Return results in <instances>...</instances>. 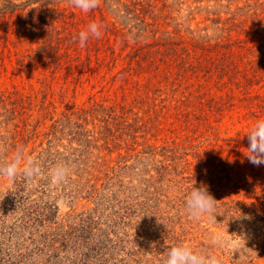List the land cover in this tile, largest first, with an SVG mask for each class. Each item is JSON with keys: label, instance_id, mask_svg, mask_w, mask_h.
Listing matches in <instances>:
<instances>
[{"label": "rangeland", "instance_id": "1", "mask_svg": "<svg viewBox=\"0 0 264 264\" xmlns=\"http://www.w3.org/2000/svg\"><path fill=\"white\" fill-rule=\"evenodd\" d=\"M4 6L15 12L5 14L10 42L0 37V165L21 154V166L14 179L0 176V264H68L75 249L90 255L79 264H163L178 244L219 264H264V165L244 155L246 134L264 119V81L251 88L259 96L252 105L233 89V106L204 122L199 112L180 115L168 92L159 96L167 87L160 78L119 79L125 61L83 71L77 64L52 78L45 57L31 66L26 57L46 38L15 39L20 23L30 31L28 19L46 18L53 40L96 22L101 36L91 39L102 50L124 57L140 47L157 59L169 43H225L230 34L229 55L243 70L264 59V38L254 34L264 32V0H101L88 13L69 0H0ZM59 14L74 21L72 30ZM226 19L236 26L230 33L217 24ZM5 25L0 18V35ZM29 160L38 175L25 174ZM58 164L69 170L59 183L51 177ZM193 185L217 200L211 217L188 213Z\"/></svg>", "mask_w": 264, "mask_h": 264}, {"label": "trees", "instance_id": "2", "mask_svg": "<svg viewBox=\"0 0 264 264\" xmlns=\"http://www.w3.org/2000/svg\"><path fill=\"white\" fill-rule=\"evenodd\" d=\"M9 7L4 6L0 9V18L4 20V24L6 23L4 34L0 35V37L5 43L10 42L8 33L12 23V20H6L5 14L8 11L10 17H12L15 12L14 9L11 10ZM59 17V20H62L64 23L63 27L70 26L71 30L73 29L74 21L70 20L71 18L69 19L63 14H59ZM55 19L57 18L55 17ZM26 21L31 23L30 31H26L25 23H20L16 26L15 39L20 41L24 38V41H26L27 37L41 40L43 37L46 38L43 41L46 44L41 45L34 51L29 50L26 57L29 59L28 66L33 65L32 62L45 57L42 60V65L52 78L57 74H68V71H71L73 74L74 70L78 67L77 64L80 65L81 71H83L91 63L96 64L97 67L110 69L114 68L118 60L125 61L124 65L126 64V66L122 67L117 73L119 79L126 83L133 76L145 73L150 76V79L160 78L159 83H164V86L166 85L167 87L163 92L157 90L159 96L162 93L166 94L168 92L172 96L174 108L178 111L186 112L179 113L180 115L189 116L191 113L199 112L200 115L204 116V122L209 120L210 116L216 115L215 113H222L225 108L229 109L233 106L231 104L234 98L233 89L242 94V98L239 100L251 102L249 103L250 105H252L253 99H259V96L251 95V88L253 85H258V83L264 81V59L249 61L246 67L241 70L240 64L237 61H232L229 55L232 44H235L230 40V34L225 43L216 42L215 44L208 43L201 45V41H196L189 43L187 46H184L182 43H169L165 51L157 59L150 52H142V48L140 47L131 48L122 57V54L117 53L109 45L105 50H102L97 45L98 39L93 41L90 38L83 48L80 47L79 32L77 30L78 33L69 31L64 36H60L62 33H55L54 40L53 36L47 38L46 33L48 30L44 31L43 29L49 27V22L44 17L38 20L28 19ZM52 22H55V20H52ZM217 24H222L223 28L220 30L228 33L234 31L236 28L230 19H226L222 23L218 22ZM260 29V26L256 27L254 34L258 35L259 41H263L264 32ZM252 39L253 37L249 35L247 41H252ZM258 43L260 42L252 44L249 48L245 47L248 51H252L255 46L260 47ZM237 44H240V42H237ZM122 45L124 48L127 47L126 42H122ZM81 50L85 51L84 58L81 57ZM198 52L200 53L198 54ZM257 77L258 82L254 84ZM210 81L213 82L212 85ZM210 85L220 93L223 91L227 92L224 93V96L221 94L212 96L209 94ZM236 98L237 96H235ZM69 241L67 239L65 242ZM52 244L48 245V247L55 251L56 244ZM90 251L94 254L98 253L97 248ZM74 253L75 258L69 261L68 264H79L90 257L86 253H80L79 249H75ZM50 258H54V256ZM52 264H57V262Z\"/></svg>", "mask_w": 264, "mask_h": 264}, {"label": "clouds", "instance_id": "3", "mask_svg": "<svg viewBox=\"0 0 264 264\" xmlns=\"http://www.w3.org/2000/svg\"><path fill=\"white\" fill-rule=\"evenodd\" d=\"M69 3L82 10L85 13L100 6L101 0H69ZM101 25L92 22L87 25L86 29L81 30L78 34L80 47H84L86 42L94 37L101 36ZM249 141L247 154H244L249 163L254 166L264 165V119L257 120L249 132L246 134ZM21 166V154H18L12 161L6 165H0V176H6L14 179L18 174ZM68 168L65 165H57L51 169L52 179L59 183L68 175ZM40 168L34 160H29L25 164L26 175H38ZM195 185V184H194ZM192 186V190L186 196V209L194 219H200L207 214L211 217L215 212L217 200L208 192L206 187ZM163 264H219L214 256H206L192 247L185 244L172 246L166 252Z\"/></svg>", "mask_w": 264, "mask_h": 264}]
</instances>
